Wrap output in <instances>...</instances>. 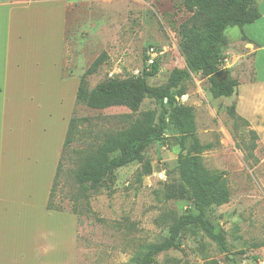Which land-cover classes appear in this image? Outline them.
<instances>
[{
	"label": "rangeland",
	"instance_id": "374dc122",
	"mask_svg": "<svg viewBox=\"0 0 264 264\" xmlns=\"http://www.w3.org/2000/svg\"><path fill=\"white\" fill-rule=\"evenodd\" d=\"M190 16L182 0H70L64 77L74 74L80 81L102 53L107 60L86 79L88 91L111 79L141 76L148 69L147 50L155 48L164 54L158 74L147 83L161 86L172 70L185 68L177 28ZM256 25L225 32L223 70L238 84L231 98H215L201 74L185 82V95L177 98L178 105L192 109L200 144L212 146L199 155L205 171L219 175L229 193L227 202L205 212L224 235L228 252L204 232L189 228L180 235L179 248L159 254L155 264H264V59L253 63L254 49L245 45L244 37H254ZM256 38L264 44V35ZM231 107L248 128L230 114ZM153 111L159 107L151 99L137 113L124 107L90 110L75 103L74 140L63 152L52 198L54 208L77 219L69 264H136L137 256L169 238L177 220L197 214L180 188V149L173 137L149 146L141 162L114 171L97 190L77 180L108 135ZM251 130L258 140L248 157Z\"/></svg>",
	"mask_w": 264,
	"mask_h": 264
},
{
	"label": "crops",
	"instance_id": "0c3cea01",
	"mask_svg": "<svg viewBox=\"0 0 264 264\" xmlns=\"http://www.w3.org/2000/svg\"><path fill=\"white\" fill-rule=\"evenodd\" d=\"M69 1L0 0V264H69L75 246L76 217L47 210L79 86L64 77ZM255 25L258 63L264 11Z\"/></svg>",
	"mask_w": 264,
	"mask_h": 264
},
{
	"label": "trees",
	"instance_id": "16d2710c",
	"mask_svg": "<svg viewBox=\"0 0 264 264\" xmlns=\"http://www.w3.org/2000/svg\"><path fill=\"white\" fill-rule=\"evenodd\" d=\"M182 5L191 15L177 28L178 48L185 58L184 69L172 70L165 84L150 86L147 79L158 74V58L148 69H143L141 76L111 79L88 91L86 79L94 75L107 60L106 54L102 53L81 77L76 93V104H84L90 110L124 107L137 113L145 99L153 100L159 107L158 112L142 113L126 129L108 135L97 152L87 159L83 171L77 174V180L88 184L91 190L100 188L114 171L141 162L149 146L167 137H173L179 146L176 170L180 188L189 195L197 214L190 213L177 220L170 228L169 238L137 256L136 264H155L159 254L178 249L180 235L189 228L204 232L222 252H228L224 235L205 218V212L209 207L227 202L229 193L219 175L205 171L199 155L211 150L212 146L200 144L195 134L193 111L178 105L177 98L185 95L183 84L198 74L208 78L215 98H231L235 94L238 84L229 71L223 70L225 32L229 28L242 29L255 24L261 19V13L258 0H182ZM220 71H223L221 81L215 78ZM234 110L231 107L230 114L248 128V122L236 117ZM74 124L72 117L50 191L48 211L62 212L53 207L52 198L63 152L74 140ZM249 135L248 157H252L258 136L252 130Z\"/></svg>",
	"mask_w": 264,
	"mask_h": 264
},
{
	"label": "built area",
	"instance_id": "2783aa9c",
	"mask_svg": "<svg viewBox=\"0 0 264 264\" xmlns=\"http://www.w3.org/2000/svg\"><path fill=\"white\" fill-rule=\"evenodd\" d=\"M164 52H159L155 48H149L146 53V67L149 68L151 65H153L154 61L158 58H160Z\"/></svg>",
	"mask_w": 264,
	"mask_h": 264
},
{
	"label": "water",
	"instance_id": "95a60500",
	"mask_svg": "<svg viewBox=\"0 0 264 264\" xmlns=\"http://www.w3.org/2000/svg\"><path fill=\"white\" fill-rule=\"evenodd\" d=\"M222 76H223V71H220V72H218V73L215 75V78H217L219 81H221Z\"/></svg>",
	"mask_w": 264,
	"mask_h": 264
}]
</instances>
